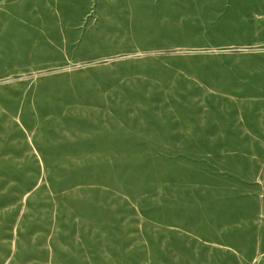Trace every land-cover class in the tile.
Wrapping results in <instances>:
<instances>
[{
    "label": "rangeland",
    "instance_id": "obj_1",
    "mask_svg": "<svg viewBox=\"0 0 264 264\" xmlns=\"http://www.w3.org/2000/svg\"><path fill=\"white\" fill-rule=\"evenodd\" d=\"M0 264H264V0H0Z\"/></svg>",
    "mask_w": 264,
    "mask_h": 264
}]
</instances>
